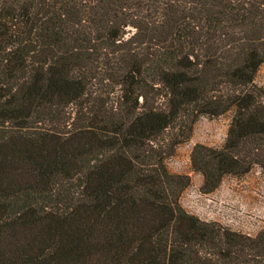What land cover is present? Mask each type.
<instances>
[{
    "label": "trees",
    "instance_id": "16d2710c",
    "mask_svg": "<svg viewBox=\"0 0 264 264\" xmlns=\"http://www.w3.org/2000/svg\"><path fill=\"white\" fill-rule=\"evenodd\" d=\"M263 64L264 0H0V264H264L166 163L232 112L202 191L264 172Z\"/></svg>",
    "mask_w": 264,
    "mask_h": 264
},
{
    "label": "rangeland",
    "instance_id": "374dc122",
    "mask_svg": "<svg viewBox=\"0 0 264 264\" xmlns=\"http://www.w3.org/2000/svg\"><path fill=\"white\" fill-rule=\"evenodd\" d=\"M264 86V64L257 74ZM232 112L218 117L201 116L189 141L180 144L166 161L173 173L191 177V184L181 195L185 209L210 222H219L234 231L257 236L264 230V172L260 166L244 175H226L213 192H203V175L193 167L195 145L222 147L228 138Z\"/></svg>",
    "mask_w": 264,
    "mask_h": 264
}]
</instances>
